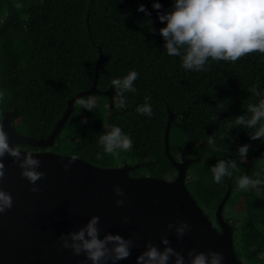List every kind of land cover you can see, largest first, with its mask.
Segmentation results:
<instances>
[{"label": "trees", "instance_id": "obj_1", "mask_svg": "<svg viewBox=\"0 0 264 264\" xmlns=\"http://www.w3.org/2000/svg\"><path fill=\"white\" fill-rule=\"evenodd\" d=\"M154 2L165 13L174 0H0V90L8 92L0 102V122L5 112L15 109L13 127L23 136L45 139L67 101L91 88L100 54L96 88L110 91L112 109L104 95H96L92 112L74 103L52 147L20 146L22 150H50L101 168L128 164L135 167L132 177L173 180L177 171L164 154L170 111L169 154L175 161H193L186 171V190L218 229L214 213L229 187L223 210L232 206L240 218L237 227L231 223L234 253L242 264H264V185L238 190L240 172L218 185L209 170L220 159L239 165L238 148L248 144L240 167L253 178L256 172L264 177V161H257L264 155V140H250V129L228 128L243 114L248 98L259 99L249 89L258 85L264 92V54L254 52L235 63L210 60L209 71H185L181 59L163 49L159 29L165 24L157 19ZM141 5L150 15L137 11ZM133 70L139 73L136 91L127 93V106L119 109L111 81ZM146 96L152 117L136 111ZM226 98L230 103L220 112L216 105ZM112 125L131 137L133 148L121 150L119 159L104 155L97 160L96 153L102 152L98 135ZM213 133L217 146H227V151L208 146ZM222 135L224 140L219 139Z\"/></svg>", "mask_w": 264, "mask_h": 264}, {"label": "water", "instance_id": "obj_2", "mask_svg": "<svg viewBox=\"0 0 264 264\" xmlns=\"http://www.w3.org/2000/svg\"><path fill=\"white\" fill-rule=\"evenodd\" d=\"M101 62L102 56L99 54L91 88L67 101L66 109L45 139L21 135L11 124L16 110L5 112L1 122L10 144L52 147L72 112L75 100L81 96L104 95L109 99V109H112L110 91L103 92L96 88L97 68ZM172 117L173 114L168 111L164 154L177 171L173 180L132 177L130 173L134 166L123 164L115 168H101L79 158L65 172L63 165L72 156L50 150L32 151L35 158L41 161L38 171L46 174L35 185L43 190L32 193L29 189L33 185L21 178L19 167L5 156L3 163L7 172L0 188L12 195L13 205L0 215V264H90L83 254L73 256L71 250L61 249L58 237L82 227L92 216L100 217L98 226L101 238L111 233L134 240L136 246L129 258L117 264H136V258L145 251L144 245L148 241L162 249V237H166L171 246L186 258L187 252L192 249L198 252L215 251L224 256L223 264H242L233 250L232 226L222 214L230 193L229 187L214 213L217 229L186 190V171L193 161H175L169 154L168 132ZM116 185L124 191V197L115 196L112 189ZM116 199H125L126 202L116 207ZM123 217H127L129 222L124 223ZM175 221H184L191 226V231L180 240L174 231L166 229L167 224Z\"/></svg>", "mask_w": 264, "mask_h": 264}, {"label": "clouds", "instance_id": "obj_3", "mask_svg": "<svg viewBox=\"0 0 264 264\" xmlns=\"http://www.w3.org/2000/svg\"><path fill=\"white\" fill-rule=\"evenodd\" d=\"M157 10V19L165 24L159 29V34L164 40L163 49L170 57H179L181 66L185 71L202 72L211 68L210 60L214 62L230 61L237 62L240 58L251 53L264 54V0H174L170 11L161 13L162 5L159 2L152 4ZM137 11L147 10L143 5ZM139 73L129 71L121 78L111 81V87L115 90L116 107L124 109L127 106V93L135 92V81ZM257 101L248 98L246 109L243 114L235 116L228 124L229 132L232 129L252 130L249 139L252 141L264 140V92L258 90V85L249 89ZM8 96L6 89L0 90V102ZM96 95L81 96L75 100L79 109L92 112L97 107ZM230 101L226 98L216 105L222 111L227 110ZM138 114L148 117L153 116L150 97H145V102L136 109ZM217 115L212 117L216 120ZM98 145L102 152L96 153V159H103L104 155L119 159L121 150L130 151L133 148L131 137L119 126L112 125L110 131L98 135ZM220 140H224L222 135ZM228 139V135H227ZM207 144L213 151H227V146H217L215 133L207 137ZM249 145L245 144L238 148L240 157L239 165L236 160L220 159L209 170L213 181L221 185L225 178H231L234 172H240L237 178L238 190L250 191L264 185V177L256 172L255 178L243 173L240 165L246 161ZM10 157L14 165L19 167L21 178L27 180L32 193H39L43 189L35 186L38 181L45 178V173L38 171L41 161L33 155L32 151L22 150L16 144L9 142L5 126L0 122V184H2L7 169L3 160ZM77 160L73 156L68 163L63 165L65 172L69 171L71 164ZM264 161V155L257 160ZM117 197H124L125 193L116 185L112 189ZM125 199H116L115 206L121 207ZM13 198L9 192L0 188V215L10 210ZM128 223V218H122ZM100 217L92 216L82 227L58 237L61 249L71 250L73 256L84 255L85 261L90 264H117L129 258L133 247L132 238L125 239L119 234H105L100 236ZM166 229L174 231L178 240L182 239L191 226L184 221H175L166 225ZM158 248L151 241L145 243V251L136 258V264H223L224 256L215 251L198 252L192 249L187 252V258L177 252L171 242L162 237Z\"/></svg>", "mask_w": 264, "mask_h": 264}, {"label": "rangeland", "instance_id": "obj_4", "mask_svg": "<svg viewBox=\"0 0 264 264\" xmlns=\"http://www.w3.org/2000/svg\"><path fill=\"white\" fill-rule=\"evenodd\" d=\"M0 20H3V18H0ZM168 180H170V179H168ZM222 214H223V217H224L226 222H228L229 224L233 223L235 227L238 226V222H239L240 218L236 214V212L232 206H226L225 209L223 210Z\"/></svg>", "mask_w": 264, "mask_h": 264}]
</instances>
